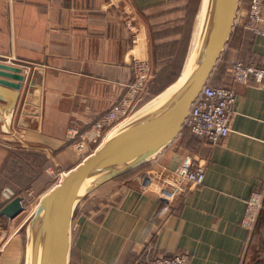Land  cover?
<instances>
[{
  "label": "crops",
  "instance_id": "0c3cea01",
  "mask_svg": "<svg viewBox=\"0 0 264 264\" xmlns=\"http://www.w3.org/2000/svg\"><path fill=\"white\" fill-rule=\"evenodd\" d=\"M249 2L238 1L210 84L234 86L230 66L235 59L264 67V34L243 25ZM205 5L201 0L182 73ZM187 7L188 0H0V60L21 66L27 75L19 91L0 85V168L8 154L2 141L11 139L45 152L53 162L49 168L62 173L81 163L70 130L90 129L124 95L133 78V57L153 60L155 44L177 39L171 33L159 40V31L183 23ZM235 87L226 138L209 144L197 135H179L150 160V168L171 169L187 159L204 160L203 184L189 185L173 205L144 194L139 173L104 184L74 210L69 264H132L149 251H187L189 264H258L264 252V207L248 246L241 218L252 189L264 184V82ZM37 206L20 219L19 228ZM2 254L0 264H25L22 235Z\"/></svg>",
  "mask_w": 264,
  "mask_h": 264
},
{
  "label": "water",
  "instance_id": "95a60500",
  "mask_svg": "<svg viewBox=\"0 0 264 264\" xmlns=\"http://www.w3.org/2000/svg\"><path fill=\"white\" fill-rule=\"evenodd\" d=\"M238 1L206 0L200 34L185 72L159 98L113 130L94 154L41 198L25 228V264H69L76 206L104 184L155 158L179 137L192 103L231 36ZM26 78L21 66L0 60V85L19 91ZM23 210L22 196L16 195L0 214L12 219Z\"/></svg>",
  "mask_w": 264,
  "mask_h": 264
},
{
  "label": "built area",
  "instance_id": "2783aa9c",
  "mask_svg": "<svg viewBox=\"0 0 264 264\" xmlns=\"http://www.w3.org/2000/svg\"><path fill=\"white\" fill-rule=\"evenodd\" d=\"M263 5L264 0H250L242 18L244 26L264 34V29L260 27V22L263 20ZM131 69L133 78L127 84L124 95L112 103L94 121L90 129L82 133L78 130H70V137L74 139V145L81 161L94 154L113 130L141 108L148 94L149 84L154 77L153 64L149 59L134 56ZM230 71L234 86L212 85L207 82L192 103L185 119L184 125L209 144L221 142L231 131L232 104L237 96L235 85H247L251 80L257 84L264 82V67L254 62L245 63L241 59H235L232 61ZM79 134L80 137H76ZM150 169L152 171H142L137 175L140 189L144 194L166 205H173L178 198L186 194L189 185H201L205 179V161L198 158L187 159L172 169L161 164H155ZM62 176L61 174V178ZM4 195L7 199H11L15 196V192L10 188H5ZM22 203L23 211H25L27 206L23 196ZM263 207L264 184L252 189L241 218L242 226L249 232L247 246L255 234ZM189 260V252L177 251L172 254L156 255L144 260L142 264H189Z\"/></svg>",
  "mask_w": 264,
  "mask_h": 264
},
{
  "label": "trees",
  "instance_id": "16d2710c",
  "mask_svg": "<svg viewBox=\"0 0 264 264\" xmlns=\"http://www.w3.org/2000/svg\"><path fill=\"white\" fill-rule=\"evenodd\" d=\"M200 2L201 0H188L187 12L183 24H179L174 28H169L164 31L169 35H171V33L180 34L182 35V38L173 40L168 44L154 45L155 61H158L157 57L161 58L159 55L160 48H168V53H166V56L170 55L172 57L170 58L167 66L163 67L157 73L154 84L148 87L147 93L150 89L159 90L160 92L170 83L178 79L180 74L183 72L184 66L182 65L181 61L182 57L180 54V49L178 47V51H176V45L185 43L186 39L191 34L194 19L197 17L199 12ZM245 27L252 30V28L248 26ZM245 61L246 63H248L247 60ZM180 136L191 138V136H195V134L190 130L188 126L184 125ZM7 149L8 154L0 168V190L3 188L5 183H8V185L11 186L13 191L15 192V196L23 195V192L27 187L37 186L41 181L48 179L50 175L48 176V174L46 173V168L50 167L53 162L45 152L16 147H8ZM13 164L15 170L14 168H11ZM151 166L152 162L149 160L141 164L140 166L128 171L127 173L117 177L114 180L123 179L135 175L147 168H150ZM19 169L21 170V172L19 171ZM5 203V201L0 200V210L5 205ZM4 220L5 217L0 214V223ZM156 255L159 254H153L151 251L146 252L143 256H139L138 258H136L132 264H142L144 260ZM258 264H264V259L260 258Z\"/></svg>",
  "mask_w": 264,
  "mask_h": 264
},
{
  "label": "rangeland",
  "instance_id": "374dc122",
  "mask_svg": "<svg viewBox=\"0 0 264 264\" xmlns=\"http://www.w3.org/2000/svg\"><path fill=\"white\" fill-rule=\"evenodd\" d=\"M181 24H183V23H181ZM174 27H176V25H174L172 28H174ZM165 30H167V28L161 29V31H159V35H160L159 36V40L163 39V38H165V39L169 38L168 37L169 34L164 32ZM175 36H177V39L182 38V35H180V34H175ZM190 37H191V34L188 36V38L186 37L187 39H186L185 43H183L181 45L179 44L180 46L176 45V51H178V47L180 49V54H181V57H182L181 61H182V65L184 67L186 66V63H187V60H188V56H189L190 51L192 49V47L190 45ZM171 41H173V40L163 41L162 43H159V44H168ZM166 53H168V48H166V47L164 49L160 48L159 49V55H160L161 58L157 57L158 61L157 60L155 61V59L151 60V62L153 64L154 77H153V80L150 82L149 86L154 84V80H155V78L157 76V73L163 67L167 66L170 58L172 57L170 55L166 56ZM154 58H155V55H154ZM184 67H183V69H184ZM172 83H170L169 85H171ZM166 88H164V89H166ZM164 89H162L160 92H159V90H153V89L151 90L150 89L148 94H147V96H146V98H145V100H144V102H143V104H142V106H141V108L145 104L150 102L158 94H160ZM2 142L4 143L3 145L6 146V147H16V148L28 149L27 147L23 146L22 143H20V142H18L16 140H13V139H11V140H3ZM39 151H41V150H39ZM11 168L12 169L14 168V164H13V166ZM14 170H15V168H14ZM19 171L21 172L20 169H19ZM46 173L48 174V176L50 175L47 180L41 181L37 186H29V187H27L24 190L22 196L25 197V199H26L27 208H26L25 211L21 212L20 217L17 220H11L10 218H5V220L0 223V258L3 255L2 253L7 250V246H9V242L12 241V239H15L16 235H19V236H20V234L22 235L23 242H24V251H25V228H26V225H27L28 222L26 221V223H24V225H22V227L19 228V226L21 225L20 224V219L23 218V217L25 218L34 209V207L38 204L39 199L41 198V196L44 193H46V191H48V189L50 187L55 185L57 183V181H59L61 179V174L63 175V173L61 171H59L58 169L56 170L55 168H49V167L46 168ZM5 187H8V188L12 189V187L9 186L8 183H5L3 188L0 190V200L1 201L3 200V197L5 196V195H3ZM92 194L93 193H91L84 200H86L87 198L92 196Z\"/></svg>",
  "mask_w": 264,
  "mask_h": 264
},
{
  "label": "bare ground",
  "instance_id": "6f19581e",
  "mask_svg": "<svg viewBox=\"0 0 264 264\" xmlns=\"http://www.w3.org/2000/svg\"><path fill=\"white\" fill-rule=\"evenodd\" d=\"M201 26H202V25H201ZM200 30H201V29H200ZM199 34H200V32H199ZM197 40H198V38H197ZM159 97H160V96H156V97H154V98H153V99H152L147 105H145L144 107H142V110H143L144 108H146L149 104H151L153 101H155V100H156L157 98H159ZM139 110H140V109H139ZM139 110H138V111H139ZM138 111H137V112H138ZM137 112H136V113H137ZM136 113H135V114H136ZM65 174H67V173L64 172L63 175H65ZM62 177H63V176H62ZM61 179H62V178H61Z\"/></svg>",
  "mask_w": 264,
  "mask_h": 264
}]
</instances>
